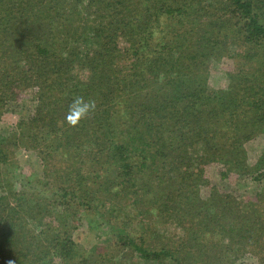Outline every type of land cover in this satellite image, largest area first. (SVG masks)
Returning a JSON list of instances; mask_svg holds the SVG:
<instances>
[{"label": "trees", "instance_id": "1", "mask_svg": "<svg viewBox=\"0 0 264 264\" xmlns=\"http://www.w3.org/2000/svg\"><path fill=\"white\" fill-rule=\"evenodd\" d=\"M77 97L94 107L71 124ZM21 102L0 136V264H264V154L244 148L264 134V0H0V118ZM210 165L261 181L255 201L205 196ZM85 216L110 228L91 248Z\"/></svg>", "mask_w": 264, "mask_h": 264}, {"label": "rangeland", "instance_id": "2", "mask_svg": "<svg viewBox=\"0 0 264 264\" xmlns=\"http://www.w3.org/2000/svg\"><path fill=\"white\" fill-rule=\"evenodd\" d=\"M235 69V62L231 58H224L220 62H213L210 65V75L208 80L209 92H216L224 90L228 86L227 73L233 72ZM28 103V102H27ZM25 102L12 103L6 108V112L0 118V136L10 137L13 131L16 130L15 126L17 121L24 116V112H29L27 115H31L33 110L32 104ZM8 142H12L9 140ZM247 152V164L252 166L256 163L257 159L264 154V134L258 135L256 138L251 139L244 145ZM11 158L16 161L20 170L19 172L24 176L28 177H40L42 175L43 166L35 152L25 150L24 148L16 149L15 152L11 153ZM222 170L219 165H210L207 168L206 177L209 180V190H204V195L208 196V193L212 189H217L222 194H230L239 201L254 202L256 194L261 191L262 183L253 181L249 176H236L231 175L226 179L222 178ZM264 183V182H263ZM128 205V204H127ZM128 212L130 210L128 209ZM86 215V214H85ZM85 216L75 225L73 231V240L87 248L98 245L105 241L110 233V228L105 224H102L98 218H87ZM132 222L133 218L131 219ZM180 230H176L175 234H180ZM109 244H106L108 246ZM124 258V255L121 256ZM241 257L237 264H260L255 255L247 254ZM251 257V258H248ZM130 258V263L136 264H147V262L137 259L135 257Z\"/></svg>", "mask_w": 264, "mask_h": 264}, {"label": "clouds", "instance_id": "3", "mask_svg": "<svg viewBox=\"0 0 264 264\" xmlns=\"http://www.w3.org/2000/svg\"><path fill=\"white\" fill-rule=\"evenodd\" d=\"M94 107L92 102H85L83 98L77 97L74 99L70 108L71 114L66 117L69 123L76 124L79 118L86 116ZM11 264V262H10Z\"/></svg>", "mask_w": 264, "mask_h": 264}]
</instances>
